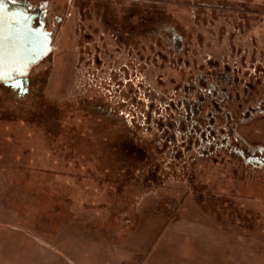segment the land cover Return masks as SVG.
Returning a JSON list of instances; mask_svg holds the SVG:
<instances>
[{"label":"rangeland","instance_id":"rangeland-1","mask_svg":"<svg viewBox=\"0 0 264 264\" xmlns=\"http://www.w3.org/2000/svg\"><path fill=\"white\" fill-rule=\"evenodd\" d=\"M113 11L122 45L100 26L88 51L79 35L93 33V16L42 17L52 51L30 72L43 75L45 118L5 111L0 85V264H264V168L187 150L192 137L178 128L188 97L178 88L197 70L228 67L264 93V0H136ZM166 26L182 35L177 56L155 31ZM171 120L175 142L157 130ZM240 132L264 145V119ZM149 164L157 180L142 179Z\"/></svg>","mask_w":264,"mask_h":264},{"label":"flooded vegetation","instance_id":"flooded-vegetation-1","mask_svg":"<svg viewBox=\"0 0 264 264\" xmlns=\"http://www.w3.org/2000/svg\"><path fill=\"white\" fill-rule=\"evenodd\" d=\"M114 6L113 4H98L92 7L95 11L102 10L104 14L93 16L95 18L93 23L95 22L96 25L98 23V26L95 25V27H93L92 34L87 33V31L80 33V40L87 41V45L81 47L84 51L89 50L88 43H92V38L97 35L99 32L98 27L100 26L102 31L110 33L109 36L116 44L122 45V41L119 40L120 35L116 30L111 28L114 23L118 21L113 15L111 16V14L107 12L113 11ZM42 7L43 5L40 4L32 8L36 11L43 12ZM45 17L46 16H44V18ZM84 17L86 18V16H81L80 20L83 21ZM120 20L122 22V19ZM54 21L58 23L62 20L59 19ZM88 22V26L91 27L92 21ZM45 23L46 22H44V26L46 28ZM158 28L159 29L155 31H158V34L162 35V37L165 33L163 38L164 40L166 39L165 42L172 40V51L173 54L177 56L179 51L183 50L182 35L177 33L171 26H166V31L165 29L161 30V27ZM106 32H102L101 36L103 37ZM132 34L133 33L130 35L131 38ZM127 36L129 35L127 34ZM129 41L131 40L128 39V42ZM125 48L129 50L128 45ZM98 49L100 48L96 46L95 53L98 52ZM96 63L97 65L101 64L98 62V59ZM129 68L132 70L133 66L130 65ZM213 69L214 68L208 69L207 71L197 70L189 78V83L181 86L179 85L178 90L182 88L183 93L185 95L188 94V97H183L182 100H178V102H180V108L183 110L181 115L178 116L180 122L178 128H180L183 138H186L184 136L185 133L190 134L192 137V139H188L187 142L182 141V145H185L187 150L191 148V144L194 145L202 152V156L208 153L214 154L217 149L225 150L229 155H235L239 162H242L244 165L261 169L264 167V145L260 142L248 141L246 135L241 134L240 131L257 118L264 119V93H260L256 86L258 85L257 83H253L250 79L245 80L244 78H239L232 74L228 67H225L223 71H214ZM42 76L39 77V73L36 74V77L35 75L31 76V72H29L25 80L22 81L19 86L1 85L6 92L5 96L7 98L5 102H3L6 108L5 111L10 109L13 112H26L35 118H39L40 116L45 118L44 114H46V111L42 108L41 104L42 85L40 81ZM129 82H133V80L128 81L126 86L127 91L129 87L131 91L122 95L126 98L125 100H129L128 102L131 103L135 98V93L132 86L134 84ZM115 93L117 94L116 91ZM233 104H236V110L240 114L237 119H235V116L232 115L230 110ZM42 109L44 110L42 111ZM110 110L109 113H107V110V112L105 110L103 111L108 115H114L116 112L118 113V109ZM98 114L101 115L102 111L98 112ZM177 120L166 121L167 123L165 122L166 124L164 127L162 126L163 122H159L160 125H157V130H160L162 137H167L175 142V135L171 133V130L175 126L173 123L175 124ZM205 124L206 126L204 127Z\"/></svg>","mask_w":264,"mask_h":264},{"label":"water","instance_id":"water-1","mask_svg":"<svg viewBox=\"0 0 264 264\" xmlns=\"http://www.w3.org/2000/svg\"><path fill=\"white\" fill-rule=\"evenodd\" d=\"M42 17V11L17 0H0V85H21L50 55L52 38Z\"/></svg>","mask_w":264,"mask_h":264},{"label":"crops","instance_id":"crops-1","mask_svg":"<svg viewBox=\"0 0 264 264\" xmlns=\"http://www.w3.org/2000/svg\"><path fill=\"white\" fill-rule=\"evenodd\" d=\"M135 1L136 0H24L20 2L25 3L26 5H29L30 7H35L36 4L37 5L41 4L43 5V7H45V9H43L44 16L51 15L53 17V20L60 19L65 22L66 21L65 18H62L60 14L64 13V15H67V16H70V15L77 16L79 17L78 21H80L81 16H86L87 18L89 16L92 17V16H99V15L104 14L102 10L95 11L92 8V7H95V5H98V4L99 5H105V4L112 5L113 4V5H119V6L125 7L129 4L134 5ZM90 10L92 11V13L86 14V12H89ZM107 12L110 14H114V11H111V12L107 11ZM94 14H98V15H94ZM73 21H76L75 18L73 19ZM88 21H91V20H88ZM79 31L81 32V27L79 28Z\"/></svg>","mask_w":264,"mask_h":264},{"label":"trees","instance_id":"trees-1","mask_svg":"<svg viewBox=\"0 0 264 264\" xmlns=\"http://www.w3.org/2000/svg\"><path fill=\"white\" fill-rule=\"evenodd\" d=\"M113 149L111 148L110 149V151L112 152V154H113V151H112ZM121 153V152H120ZM120 153L119 154H117V155H119L118 157H120L121 155H120ZM116 155V156H117ZM114 156H115V153H114ZM142 156V155H141ZM145 164V163H144ZM143 165V164H142ZM143 166H141V168H142ZM156 169H157V165L156 164H149V167L147 168V173L146 174H143L142 173V179H146V180H150V179H152L153 180V178L154 179H158V176L159 175H157L156 174ZM127 175V174H126ZM105 177H107V175H105ZM105 213H106V211H104ZM133 225H134V223H133Z\"/></svg>","mask_w":264,"mask_h":264}]
</instances>
